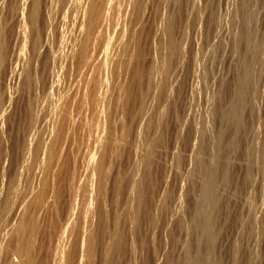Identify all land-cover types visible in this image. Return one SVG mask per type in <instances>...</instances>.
<instances>
[{
    "label": "rangeland",
    "instance_id": "rangeland-1",
    "mask_svg": "<svg viewBox=\"0 0 264 264\" xmlns=\"http://www.w3.org/2000/svg\"><path fill=\"white\" fill-rule=\"evenodd\" d=\"M0 264H264V0H0Z\"/></svg>",
    "mask_w": 264,
    "mask_h": 264
},
{
    "label": "bare ground",
    "instance_id": "bare-ground-1",
    "mask_svg": "<svg viewBox=\"0 0 264 264\" xmlns=\"http://www.w3.org/2000/svg\"><path fill=\"white\" fill-rule=\"evenodd\" d=\"M88 173V172H87Z\"/></svg>",
    "mask_w": 264,
    "mask_h": 264
}]
</instances>
